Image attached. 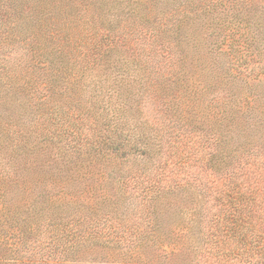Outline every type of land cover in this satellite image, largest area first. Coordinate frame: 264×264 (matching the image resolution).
<instances>
[{"label": "trees", "instance_id": "obj_1", "mask_svg": "<svg viewBox=\"0 0 264 264\" xmlns=\"http://www.w3.org/2000/svg\"><path fill=\"white\" fill-rule=\"evenodd\" d=\"M0 264H264V0H0Z\"/></svg>", "mask_w": 264, "mask_h": 264}]
</instances>
